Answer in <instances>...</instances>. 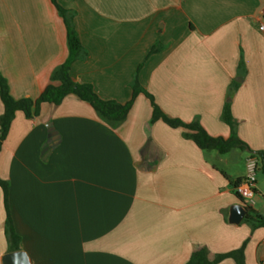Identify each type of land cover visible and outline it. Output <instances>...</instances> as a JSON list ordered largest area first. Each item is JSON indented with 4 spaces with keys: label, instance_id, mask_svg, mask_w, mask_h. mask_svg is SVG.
Returning a JSON list of instances; mask_svg holds the SVG:
<instances>
[{
    "label": "crops",
    "instance_id": "obj_1",
    "mask_svg": "<svg viewBox=\"0 0 264 264\" xmlns=\"http://www.w3.org/2000/svg\"><path fill=\"white\" fill-rule=\"evenodd\" d=\"M59 4L73 13L87 51L71 67L76 82L125 104L138 78L167 116L198 120L224 139L228 103L245 146L201 150L186 130L153 122L144 94L116 127L75 95L43 105L38 117L18 111L0 151V179L30 263L187 264L203 248L213 261L248 240L246 264H264V228L229 222L241 203L235 183L252 154L264 152V0ZM67 57L66 27L51 0H0V75L14 99L36 100ZM260 174L261 161L250 214L264 215ZM5 221L0 187V264L9 249Z\"/></svg>",
    "mask_w": 264,
    "mask_h": 264
},
{
    "label": "trees",
    "instance_id": "obj_2",
    "mask_svg": "<svg viewBox=\"0 0 264 264\" xmlns=\"http://www.w3.org/2000/svg\"><path fill=\"white\" fill-rule=\"evenodd\" d=\"M51 2L57 9L66 27L68 57L63 64L53 71L49 85L36 100L30 98L14 99L10 94L7 80L0 75V98L4 106V113L0 116V151L18 111L23 112L27 118L38 117L43 105L46 104L56 108L60 106L69 95H75L81 101L90 104L103 121L110 126L116 127L126 121L135 97L138 94H144L151 101L153 106V122L162 121L171 128H182L186 130L188 132L187 137L191 138L201 150H214L223 155L237 147L245 146L237 135V124L233 118L230 104L228 103L224 106L221 119L230 128L231 134L228 139H224L222 137L210 136L198 120L185 123L180 119L167 116L155 103L153 96L141 86L138 78H136L132 84V99L125 104L118 103L114 100H104L97 95L90 84L76 82L70 74L71 67L75 62L84 61L87 58V51L81 44L79 35L75 29L73 13L63 8L59 4V0H51ZM158 50V47H153L149 52V56L156 53ZM252 156H255L261 161V172L264 174V152H255ZM240 181L241 180H238L235 186ZM0 187L3 190L6 210L5 233L9 244L8 253L16 252L21 250L22 238L15 230L9 208V185L7 182L0 179ZM237 197L241 200L238 195ZM251 210L252 208L248 209V211ZM243 223L248 224L252 230L264 228V215L248 213ZM247 244L248 240L237 250L216 255L213 261H209L208 250L203 248L194 252L187 264H218L225 259H232L236 264H246L245 249Z\"/></svg>",
    "mask_w": 264,
    "mask_h": 264
},
{
    "label": "built area",
    "instance_id": "obj_3",
    "mask_svg": "<svg viewBox=\"0 0 264 264\" xmlns=\"http://www.w3.org/2000/svg\"><path fill=\"white\" fill-rule=\"evenodd\" d=\"M258 30L264 35V17L258 23ZM246 167L247 175L235 186V193L241 198L244 206L249 209L256 205L259 160L251 156L246 161Z\"/></svg>",
    "mask_w": 264,
    "mask_h": 264
},
{
    "label": "water",
    "instance_id": "obj_4",
    "mask_svg": "<svg viewBox=\"0 0 264 264\" xmlns=\"http://www.w3.org/2000/svg\"><path fill=\"white\" fill-rule=\"evenodd\" d=\"M48 149L49 147H46L44 150V153L46 156L48 155ZM246 215H248V209L244 206L243 202L239 204H235L230 209V216H229V222L231 224H239L241 223ZM3 264H31L29 257L26 252L19 250L16 252H10L4 255Z\"/></svg>",
    "mask_w": 264,
    "mask_h": 264
},
{
    "label": "rangeland",
    "instance_id": "obj_5",
    "mask_svg": "<svg viewBox=\"0 0 264 264\" xmlns=\"http://www.w3.org/2000/svg\"><path fill=\"white\" fill-rule=\"evenodd\" d=\"M259 179H260V181H261V186L264 187V175H263V174H260V175H259Z\"/></svg>",
    "mask_w": 264,
    "mask_h": 264
}]
</instances>
